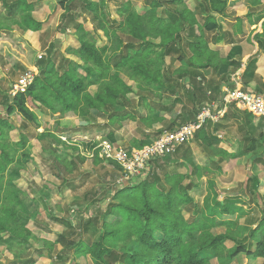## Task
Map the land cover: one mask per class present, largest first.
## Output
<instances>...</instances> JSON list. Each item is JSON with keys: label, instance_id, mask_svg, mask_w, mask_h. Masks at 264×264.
<instances>
[{"label": "trees", "instance_id": "obj_1", "mask_svg": "<svg viewBox=\"0 0 264 264\" xmlns=\"http://www.w3.org/2000/svg\"><path fill=\"white\" fill-rule=\"evenodd\" d=\"M0 1L7 9V14L2 18L0 16V36L3 31L11 29L8 21L23 33L38 32L42 28V22L34 18L33 12L46 0ZM75 1L57 0L56 10H63L61 22L65 17L74 22L75 14H78L73 8ZM79 1L81 8L91 12L92 19L96 21L95 33L75 23L79 45L77 48H68L58 63L55 46L51 44L44 55L36 60L37 74L26 92L6 98L7 117L17 114L38 129L40 122L32 107H46L52 114H73L79 119L87 118L93 110L105 116L109 125L136 119L143 124H151L159 119L153 108H147L146 114H137L124 106V102L128 103L135 93L129 81L134 83L138 91L160 97L170 80L167 58L171 54H178L177 60L180 62L187 59L195 68L214 66L219 69L220 65H224L221 70L225 71L230 65H237L232 60L226 63L219 61L217 52L209 49L205 37L207 32H216L220 28L216 14H225L227 0H198L199 13L192 10L186 0H167L166 3L171 5L167 8L168 14L164 10L162 13L156 12L165 6V2L150 0L149 9L138 12L126 0L117 9L119 19L115 27L109 26L103 11L104 0ZM250 2L251 5H257L262 0ZM198 14L203 17L202 22ZM250 16L251 12H248L247 17ZM262 17L264 14L258 17V21ZM261 27V33L253 36L258 44L257 53H264V20ZM185 39L186 46L181 47ZM181 48L190 51L187 58ZM67 53L78 60L69 58ZM255 68L256 57H250L242 72V77L247 79L242 83L244 89L249 84V78L254 75ZM175 74L184 77L191 73L183 65ZM94 85L97 92L93 95L88 88ZM255 93L264 95L261 90ZM139 97L142 101L147 100ZM197 112L192 115V120ZM7 117H0V244L15 255L12 264H35L36 256L22 258L20 254L32 248V240L37 239L29 225L34 222L38 211L36 200L15 183V178L20 176L21 170L26 168L31 159L29 137L19 129L17 138L11 140L9 131L15 127ZM207 123L195 134L196 138L202 140L198 142L200 146L202 142L209 143L214 138L207 134ZM161 132L144 134L142 140L134 142V146L150 143ZM36 137L40 141L47 140L48 146L43 151L54 166H63L61 171L65 173H70L76 167L74 160L68 161L53 148V142H61L53 132L44 129ZM92 146L94 144L88 147ZM181 150L182 147H179L172 155L154 158L148 164L145 178L122 183L112 193L108 192L111 197L101 222H98L96 240L88 243L80 240L69 248L63 243L51 264H63L67 258L70 260L68 264H78L69 257L70 253L75 256L89 255L96 264H109L111 259L119 264H209L211 259L224 254L228 242L235 244L228 253L231 258L244 252L248 256L253 254L259 257V264H264V218L254 227H236L228 219L218 220V216L235 213L234 205L228 201H215L211 216L203 215L190 193L191 187L199 180L201 167L191 164L190 172L167 169L166 165L175 159V164L181 165L177 156H174L179 155ZM187 152L184 149L181 157H185ZM95 160L99 158L95 156ZM110 163L114 168H119L116 163ZM160 167L163 168L162 174L156 171ZM189 178L191 180L186 182ZM186 211L191 213L192 219L185 217ZM226 224L224 232H211V228ZM84 230L88 231V226ZM42 242L44 248L41 250L52 254L57 242Z\"/></svg>", "mask_w": 264, "mask_h": 264}, {"label": "rangeland", "instance_id": "obj_2", "mask_svg": "<svg viewBox=\"0 0 264 264\" xmlns=\"http://www.w3.org/2000/svg\"><path fill=\"white\" fill-rule=\"evenodd\" d=\"M124 1L126 0H104L103 11L109 20V26L115 27L117 25L116 22L119 19L117 9ZM128 1L138 12H144L149 9L150 0ZM159 1L166 3L167 0ZM56 2L57 0L43 1V3L33 12L34 18L42 22V28L38 32L27 31L23 33L15 24L8 21L11 29L3 31L0 36V117H7L5 114V104L6 98L9 96L11 85L25 72L34 67L36 68V60L44 55L47 49L50 48L51 44H54L55 46V59L58 63L61 56L64 54L66 55V50L68 48H77L79 45L75 35V23H80L86 30L93 34L95 33L94 27L96 26V21L92 19L91 12L81 8L82 4L79 0L75 1L73 4L74 10L78 13L75 14L76 19L74 22L67 19V17L61 22V14L63 10H56ZM186 2L192 10H196V13H199L198 0H186ZM168 6L171 7L169 3H166L162 8H158L156 12L160 13L164 10V13L168 14ZM6 14L7 9L1 5L0 1L1 18ZM198 19L201 22L203 21V17L199 14ZM99 34L102 35V32H99ZM210 36H212V33L207 32V38H210ZM186 40L187 39L181 42V47L186 46ZM181 50L184 52L185 57L190 55V51L185 50L184 48H181ZM177 55L178 54H171V57L167 58V64L170 71L179 65ZM67 56L78 60L72 54L67 53ZM82 73L84 72L82 71ZM224 78L226 77L224 76ZM171 79L172 80L166 85V90L161 92L160 97H154L147 92L138 91L134 83L129 81V84H133L135 95L132 94L129 102H124V106L126 105L128 111H136L137 114H140L141 111H145L147 108H153L155 111L156 107H152L153 104H155V106L158 104L164 106L169 104L166 105L165 108L167 111L172 112L174 103H172V99L170 100L166 94L171 91H181L182 87L181 85H178L179 82L177 78L173 77ZM202 87L203 86L200 84V88ZM88 91L94 95L97 92L96 86H90ZM214 95H216V93ZM139 96L147 98V100L142 101V98ZM161 100L162 103H160ZM32 109L36 112L40 122V127L38 129L24 121L17 114H12L7 117L9 122L15 127L14 130L9 131V138L11 140L17 138L19 129L29 137L28 147L31 152V159L27 164L28 168L26 170H21L20 176L15 178V183L29 196L31 194L33 195L30 197H33L36 200L38 210L35 216L37 221L29 224L37 239L34 241L32 240L31 243L33 244V247L24 250L23 254H20V257L26 258L28 256H36L37 260L35 264H51V261L57 253V248H61L63 243L69 248L71 244H77L80 240L86 243L96 240L98 231L96 228L99 227L105 206L108 204L111 197V195H108V192L110 194L114 191L107 189H111L112 187L115 188L120 185L116 183V179L115 182H111L110 184L105 181L101 182V180L99 182V180L89 177L90 173H92L89 170L90 164L93 163L94 159L87 158L80 153L79 145H81L82 136L86 135L87 138H91L92 140L107 139L111 141L109 138H112L114 140L113 142H116L117 144L123 143L119 136H115L111 131H108L110 129L109 127H106L108 130L103 129L105 127L103 123L106 122V117L96 111L92 110V113L89 114L87 118L83 117L82 119H79L73 114H67L65 116L52 114L46 107H42L41 109L32 107ZM98 120H101V122L97 123ZM171 120V124L168 128H170L173 123L174 125L178 124L175 120ZM123 123L126 124V121ZM47 124L48 127H46ZM57 124L63 129H56V127L53 129ZM104 124L107 125V123ZM131 125L133 127L135 126V124ZM209 125L210 124L207 126ZM44 129L52 130V132L61 140V142H53V148L57 150V154L66 157L68 161L74 160L76 162V167L79 164L77 170L69 174L61 171L63 170V166H58L59 169L57 166H54L51 160H49V164L46 162H44L45 164L42 163L40 156H45L44 158L47 156L48 158V155H44V152L42 154L41 150L43 151V148L48 146V143L46 142L47 140H38L36 135ZM143 137L144 135L139 137L137 141L142 140ZM61 138H65V140H62ZM194 150H196V148H194ZM182 151L183 149L179 153L181 154ZM174 156H178V154H175ZM82 158L83 160L81 161ZM99 161L102 160L99 159ZM79 167L82 173L78 172ZM23 171L25 173H23ZM156 171L159 174H162L163 168L160 167ZM145 173L138 178H145ZM80 174V179H78V175ZM61 176L66 179V182H61ZM26 178H29V180H26ZM138 178H133L131 182H135ZM70 182H82L80 186L76 188V192L79 194L78 198L74 200L65 197V194L62 193L66 190L67 185H69ZM82 193H84V197H82ZM192 194L194 195V193ZM200 196L201 193L196 192L194 195L195 201L199 204L203 215L210 217L211 210L213 206H215L214 202L216 197L211 200L209 199L208 202L203 201V203H201ZM184 214L187 219H192L189 211L184 212ZM252 217H255V215ZM218 218H220V220H225L223 219V216H218ZM89 220L92 221L90 222ZM85 226H88V231L84 230ZM224 230V227H219V225L211 228L212 233L223 232ZM59 239H62V242H58ZM42 241L58 243H55L52 254L46 252L43 257L37 255L39 252L41 253V249L44 248ZM36 247L39 249H36ZM234 247L235 244L228 242L224 254L211 259L209 264H254V260L257 258L253 254L248 256L244 252H240L235 258H231L228 253L231 249H234ZM14 256L15 255L9 252L3 244H0V264H5L7 259H10L11 261L9 264H12ZM69 257L78 264H96L90 256L86 254L75 256L70 253ZM68 262H70L69 258H67L63 264H68ZM109 262V264H119L116 261L114 262L113 259Z\"/></svg>", "mask_w": 264, "mask_h": 264}, {"label": "crops", "instance_id": "obj_3", "mask_svg": "<svg viewBox=\"0 0 264 264\" xmlns=\"http://www.w3.org/2000/svg\"><path fill=\"white\" fill-rule=\"evenodd\" d=\"M248 12H251L250 17H247ZM262 14H264V0L257 5H251L250 0H227L225 14L222 16L216 14L220 28L216 32H211L212 36L210 38H207V33L205 37L209 49L217 52L219 61L226 63V61L232 60L236 61L237 65H230L225 71H222L224 65H220L219 69L214 66L195 68L189 64L187 59L182 62L177 60L179 65L171 70L169 81L173 77L177 78L178 85H181L182 90L177 89L179 91H171L166 94L174 103L172 112L166 110L165 107L169 104L165 102V106L162 104L155 106L153 104L152 107H156L155 111H157L159 119L151 124H143L136 119L134 121L125 120L126 124L123 123L125 121H122L120 124L105 125L104 123H107L105 120L103 129L108 130L106 127H109L108 131H111L115 136H119L125 146L135 147L134 142L144 134H155V132L157 133L163 129H174L180 124L192 120V115H195L203 103L214 100L217 102V108H221L220 98L223 91L234 85L231 77L234 74H239L241 86L244 81H247L246 78L242 77V72L250 57H256V68L254 75L249 78L246 89L254 92L256 90L264 92V53H257L258 44L253 37L254 34L262 31L261 23L264 17L258 21V17ZM183 65L184 69L191 74L184 77L176 75V71ZM199 81L203 86L202 88H200ZM215 93L216 95H214ZM160 103H162V100ZM146 112L147 109L141 111L143 114H146ZM171 119L178 124L174 125L173 123L168 128ZM100 122L101 120L97 121V123ZM131 124H135V126L133 127ZM208 124L210 125L207 126ZM207 125L208 136L214 138L209 143L202 142V146H200L198 142L202 140L194 137L192 142L183 147L181 146L183 150L187 149L188 151L185 157L177 156L181 165L175 164L177 161L175 159L166 165L167 169L169 171L177 169L182 172H190L191 164H198L201 167L200 177L191 187V195L194 197L196 192L201 193V203L203 201L208 202L209 199L211 200L214 197H216V202H230L234 205L236 211L233 215L223 214V219L232 221L236 227H254L264 218V119H256L233 106H229L217 122H208ZM46 127H48V124ZM55 127L60 130L63 129L58 124L53 129ZM41 152L48 155L45 151L41 150ZM44 157L40 156L42 163L49 164L47 156ZM77 167L71 172L77 170ZM27 168L28 166L24 170ZM89 170L92 172L89 177L97 179L99 182L101 180V182L105 181L111 184L118 177V169L108 162L95 160L90 164ZM78 172L82 173L80 167ZM23 173L25 172L23 171ZM80 176L81 174L78 175V179H80ZM26 180H29V178H26ZM190 180L191 178L186 179V182ZM61 182H66V179L63 178ZM81 183L70 182L62 193L69 199H77L79 193L76 192V188ZM115 188L112 187L107 190H114ZM82 195L84 197V193ZM253 215L255 217H252ZM217 219L220 220V218ZM36 221L37 218L34 222ZM223 227L226 229L227 224ZM58 250H60L59 247L56 251ZM46 252L47 250L42 251L43 255L41 257ZM256 258L254 264H259L260 258L257 256Z\"/></svg>", "mask_w": 264, "mask_h": 264}, {"label": "built area", "instance_id": "obj_4", "mask_svg": "<svg viewBox=\"0 0 264 264\" xmlns=\"http://www.w3.org/2000/svg\"><path fill=\"white\" fill-rule=\"evenodd\" d=\"M36 74L37 68L34 67L21 75L11 85L9 95L25 93ZM231 79L234 85L223 91L220 98L221 108H217V102L214 100L203 103L193 120L180 124L174 129H163L150 143L141 147H127L107 139L92 140L83 135L79 145L80 153L90 159L97 156L104 162L116 163L119 167L116 183L121 185L132 181L133 178L141 177L154 158L172 155L179 147L192 142L196 132L204 124L217 122L229 106L248 113L256 119H264V95L244 89L239 82V74H234ZM61 139L65 140V138ZM93 144L94 146L88 147Z\"/></svg>", "mask_w": 264, "mask_h": 264}, {"label": "water", "instance_id": "obj_5", "mask_svg": "<svg viewBox=\"0 0 264 264\" xmlns=\"http://www.w3.org/2000/svg\"><path fill=\"white\" fill-rule=\"evenodd\" d=\"M10 261H11L10 259H7L5 264H9Z\"/></svg>", "mask_w": 264, "mask_h": 264}]
</instances>
